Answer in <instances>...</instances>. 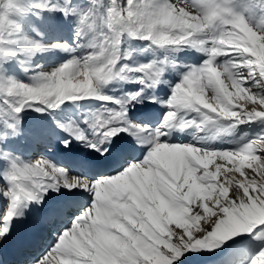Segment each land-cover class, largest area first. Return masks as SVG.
I'll use <instances>...</instances> for the list:
<instances>
[{"label": "snow or ice", "instance_id": "1", "mask_svg": "<svg viewBox=\"0 0 264 264\" xmlns=\"http://www.w3.org/2000/svg\"><path fill=\"white\" fill-rule=\"evenodd\" d=\"M44 13L76 17L72 44L20 34L15 17L42 21ZM125 40L146 41L165 56L131 66ZM185 49L205 59L181 65L175 57ZM55 51L73 55L34 72L30 83L5 74L18 56ZM180 66L187 70L167 98L156 96L168 69ZM114 82L138 88L106 95ZM84 99L117 107L84 118L91 137L78 125H58L71 137L60 143L85 144L84 166L104 171L72 175L47 157L24 160L12 150L21 137L45 135L26 130L23 113ZM139 104L167 110L151 126L130 117ZM256 122L264 123V0H0V264L6 244L23 255L46 237L55 241L19 264H203L249 238L264 242V132L242 135L231 149L169 142L173 131L231 135ZM247 264H264V245Z\"/></svg>", "mask_w": 264, "mask_h": 264}, {"label": "bare ground", "instance_id": "2", "mask_svg": "<svg viewBox=\"0 0 264 264\" xmlns=\"http://www.w3.org/2000/svg\"><path fill=\"white\" fill-rule=\"evenodd\" d=\"M26 18H28L29 20H31V19L33 20V22H32L31 25H26V23H25ZM15 19H17V21L25 24V25H23L22 31H25L28 36H30L28 30L31 31V27H36L38 30H40V29L41 30H45L43 32L44 33V36L43 37H38L39 39H43L45 42L54 41V40L62 41L61 34H63L64 31L65 32L68 31L67 29L66 30H63L59 26L60 23H56V22L51 23L50 30H46L45 29V26L42 24V21L45 20V19H43L41 21L39 19H36V17L34 15H30L28 17H15ZM67 39H69V40H71L73 42V39L71 38V35L67 36ZM7 46L9 47V45H7ZM14 47H15V45H14ZM59 53L60 54H64V52H62V51H59ZM77 54H79V53H77ZM52 56L53 55H50V57H52ZM46 57H48V56H46ZM58 57H60V56H58ZM47 59H49V57ZM28 66H31V65L28 64ZM30 69H32V67H30ZM44 70L45 69L43 68V71ZM183 72L184 71L179 72V73H171L172 76H170L168 78H169L170 81H175V80L181 78V75L183 74ZM78 104H79V101H78ZM91 106H95V103H92ZM135 107H138V105H135ZM160 107L161 106L159 104V108ZM62 113H63V110L57 109V110L53 111L51 114L54 116L53 118H55L56 121H58V119H59L58 117H61L62 116ZM129 115H130V117L136 119L138 122H147L151 126H155L162 119V117H163V113H162L161 110L157 111V110H151L150 109V110H148L146 112H140L136 108L131 109V111H129ZM259 126H260V124H259ZM260 130H262L261 127H260L259 131ZM83 131L85 133L88 132L87 129H83ZM246 132H248V131H246ZM199 134H201V136H199ZM238 134H240V133H238ZM217 136L218 135H216L214 133L207 132V131H197L193 127V128H188V129L184 130L183 132H181V131H173L171 137L169 138V142L176 143L177 142L176 139H180V141H183V143H191V144H193L195 146H198V147L209 148V146L211 147L214 144L213 142H215V140L213 141L211 138L215 139ZM216 140L219 141L218 142L219 143L218 145H222V143H225V144L228 145L229 142H230V141L227 142L225 139H223V140L216 139ZM12 150L14 152H16V154L20 155L24 160H26V158L24 157V155H23V153H22V151L20 149V146L16 142L14 143V145L12 147ZM58 164H62V162H59ZM88 174H90V171L88 172ZM30 218L31 217L29 216V218L26 219L24 222L18 224V226H17V232L18 231H22L23 233H25L28 230V223H29V219ZM42 241H43V244H44V246L42 248H44L45 246H48L51 243H53L55 241V237H46ZM228 249L229 248L226 247L223 251H218L217 254H212V253L207 254L204 257L203 264H224L226 262V260L228 259V257L230 256V251ZM14 250L15 249L11 245L6 244L4 246V250H3V258L5 257V255L7 253H10V252H12ZM213 260H214V262H213Z\"/></svg>", "mask_w": 264, "mask_h": 264}, {"label": "rangeland", "instance_id": "3", "mask_svg": "<svg viewBox=\"0 0 264 264\" xmlns=\"http://www.w3.org/2000/svg\"><path fill=\"white\" fill-rule=\"evenodd\" d=\"M19 2H23V0H19ZM75 19H74V21H75ZM79 55H81V54L80 53L77 54V56H79ZM237 103H243V101L242 100L241 101H237ZM161 108L163 109V107H161ZM259 124H260V126H259ZM249 127H250L249 124L241 125L231 135H229V136L228 135H222V136L218 135L215 139L211 138L213 141L215 140V142H213L212 140L211 141L214 144L218 145L219 141L216 140V139H220V140H222V139H230L229 143H230V145H232V147H230V145H226L225 146L224 144L218 145L217 147L220 146L221 147L220 149H223V148H226V147L234 148L236 145H235V143H233V141L238 140L242 135L247 134L246 138L247 139H251L255 135L264 132V123L258 122V124L256 126H254L253 128L249 129ZM260 127H261L262 130L259 131ZM246 131H248V132H246ZM238 133H240V134H238ZM253 133L254 134L256 133V134L254 135ZM199 136H201V134H199ZM229 243H231V242H229ZM253 244H256V245L254 247H247V249H245V247L242 248L241 246L234 245V248L232 249V255L229 256V258L227 259L225 264H228V261L232 262V264H247V259H248L249 255L251 254V252L258 250L260 246L264 245V242L252 241L247 246L253 245Z\"/></svg>", "mask_w": 264, "mask_h": 264}]
</instances>
